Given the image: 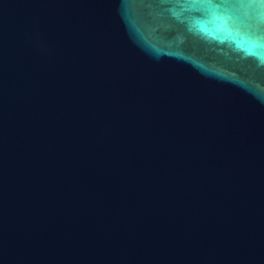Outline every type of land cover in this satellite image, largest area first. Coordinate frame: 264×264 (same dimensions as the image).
Returning <instances> with one entry per match:
<instances>
[{
    "label": "water",
    "instance_id": "95a60500",
    "mask_svg": "<svg viewBox=\"0 0 264 264\" xmlns=\"http://www.w3.org/2000/svg\"><path fill=\"white\" fill-rule=\"evenodd\" d=\"M0 264H264V0H0Z\"/></svg>",
    "mask_w": 264,
    "mask_h": 264
}]
</instances>
